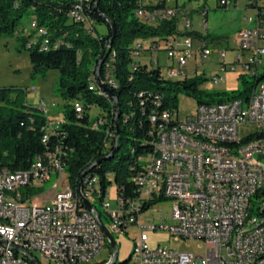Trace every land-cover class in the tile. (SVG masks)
<instances>
[{"label": "built area", "instance_id": "2783aa9c", "mask_svg": "<svg viewBox=\"0 0 264 264\" xmlns=\"http://www.w3.org/2000/svg\"><path fill=\"white\" fill-rule=\"evenodd\" d=\"M72 2L70 19L92 32L87 10L93 8V0ZM233 2L236 4L237 0H218L226 8ZM184 7L139 10L137 15L146 23H154L178 18ZM247 9L254 12L245 16L252 18V25L237 32V52L231 61L226 50L219 51V57L221 71L240 67L244 77L247 74L252 78L260 75L264 61V0H248ZM184 11L189 26L192 21ZM207 12L205 8V16ZM32 25L34 28L37 25L35 18ZM38 34L44 37L41 45L51 44L46 28H41ZM177 36L170 37L164 45L170 62L166 65L169 79L188 76L185 68L194 52L192 37L181 44ZM201 42L202 57L209 58L212 49L206 40ZM143 43L144 40H137L134 44L133 66L145 50ZM154 49L148 41V50ZM108 66L105 79L114 83L113 69ZM254 89H261V97L254 104L242 106L235 118H228V98H224L226 107L220 110L195 108L182 119L178 110L153 115V150L141 155L133 177V182L142 184L136 204H127V198L116 193L117 210L110 211L107 201H103L102 211L95 208L93 176L85 178L81 194L72 195V185L65 184L72 151L63 147L46 151L49 160L35 158L29 170H22V177L0 175V183L12 184L14 193H23V188L41 189L52 175L56 176L52 186H62L58 203L35 205V198L23 195L27 207H14L12 197L0 195V264H93L105 246L110 247L109 260L94 264H112L114 253L100 219L103 223L107 219L110 224L105 226L113 236L124 234L131 225L138 226L140 236L135 242L138 251L131 253L134 264H264V145H250V152H237V144L247 139L240 135L241 126H255V132L249 135L264 132V77ZM73 105L78 113L84 112L80 100L73 101ZM38 107L49 114L46 101L41 100ZM105 123L107 119L94 116L95 129ZM61 125L59 118L47 122L43 142H49ZM109 133L110 130V136ZM216 135L227 137L228 145H218ZM145 159H152V166H145ZM82 196L92 209L85 205ZM164 201L170 202L173 223L164 227L161 219L160 226L148 228H166L177 240L200 239L205 248L203 253L194 255L150 244V236L141 224L142 215L149 210L155 213V204Z\"/></svg>", "mask_w": 264, "mask_h": 264}, {"label": "trees", "instance_id": "16d2710c", "mask_svg": "<svg viewBox=\"0 0 264 264\" xmlns=\"http://www.w3.org/2000/svg\"><path fill=\"white\" fill-rule=\"evenodd\" d=\"M168 1L144 4L143 0H98L97 13L93 8L87 10L92 19L91 32L70 19L69 12L74 6L72 0H0V37L18 34L23 18L33 16L36 27L27 35L18 34V38L22 47L29 51L34 75H46L50 69L59 71V91L65 100L62 125L51 135L49 142L44 143L47 116L39 107L18 101L23 89L0 88V104H4L0 105V169L12 172L29 170L35 158L60 144L72 151L66 169L74 191H78L81 179L84 181L93 176L98 182L97 195L100 189L98 199L101 203L112 184L118 195L137 198L139 186L133 182V177L138 169V159L153 150L151 117L178 110L181 93L196 98L198 104L215 100L202 99V95L207 94L200 88L207 80L205 76L169 79L161 66L149 67L140 61L133 66L137 40H147L154 50L160 51L164 50L170 37L178 35L176 18L146 23L137 15L139 10H165ZM93 2L95 4L96 0ZM96 24H104L106 33H100ZM41 28L49 32L51 44L47 48H41V35L36 42L32 41ZM113 35L109 50L107 46ZM206 39L215 42L219 37L210 35ZM103 54L105 60L97 74ZM109 64L113 69L114 83L105 79ZM262 77L264 74L261 73L252 77L253 81L244 77V89L238 94H251ZM15 91L16 99L13 98ZM215 94L217 100H221L222 95L237 96L236 92ZM113 95L120 106L119 116ZM75 100L82 102V114L76 111ZM94 106L98 109L96 116L107 119L99 129L93 127L91 110ZM117 123L119 135L116 133ZM116 148L118 150L113 154ZM52 192L50 200L35 198V203H53L58 194L56 186H52Z\"/></svg>", "mask_w": 264, "mask_h": 264}, {"label": "rangeland", "instance_id": "374dc122", "mask_svg": "<svg viewBox=\"0 0 264 264\" xmlns=\"http://www.w3.org/2000/svg\"><path fill=\"white\" fill-rule=\"evenodd\" d=\"M145 3H155L156 0H144ZM179 7L185 5L178 15V41L183 44L190 37L193 40V55L188 60V65L185 68V72L188 74V78L205 76L207 80L200 86L201 90L207 94L202 95L204 101H212L211 103H200L192 96H188L184 93L179 95V117L185 118L195 108L203 104H216L220 101H226L224 98L233 99L231 95H222L221 100H217L216 92H227L231 94L236 92L235 98H240L244 102L247 100L245 94H238L240 90L244 89L243 85V71L238 67L235 71L228 69L227 71H221L220 54L219 51H227V59L232 60L233 56L237 52V32L246 27L252 25L250 19H245V16H252L253 10L247 9L248 0H237V3L233 2L228 8L219 6L218 0H207L206 2L198 0H178ZM169 6L175 7L176 0L168 3ZM208 9L207 15H204V9ZM192 21L191 25L186 24L185 11ZM33 16L25 17L21 21L18 34H28L33 27ZM96 28L102 34H105L107 28L104 24H96ZM18 34L1 36L0 37V88L4 87H16L24 90V93L20 97H17V91L14 92L13 98H18V101L27 104L31 107H38L41 100L46 101L49 109V116L51 118L63 117V109L65 100L63 99L59 91V71L57 69H50L46 75L33 74V66L30 60L29 51L23 48L18 38ZM210 35L218 36L219 39L215 42H210L207 37ZM40 38L39 34L33 37V42ZM201 39L208 41L210 48L212 49V56L209 58L202 57ZM44 40V38H43ZM42 40V41H43ZM143 50L141 56L137 62H145L149 67L161 66L163 74L168 76L166 65L169 64L167 52L164 50L150 51L148 50V41L144 40ZM153 59V60H152ZM156 61L159 64H156ZM155 63V64H154ZM172 63V62H171ZM261 74H264V61L261 67ZM216 78L214 79V77ZM245 77L250 81H253L249 75L245 74ZM177 79H185V76H180ZM25 90L27 91L25 93ZM254 91L261 92V89H255ZM55 103L53 106L52 103ZM4 105V104H0ZM14 106V105H9ZM98 112V109L94 106L91 110L93 117ZM254 125L241 126L240 135L242 138L248 137L249 134L255 132ZM56 180V176L52 175L49 181L43 184L41 189L23 188L22 195H29L32 198H36L42 201H48L52 197V185ZM60 191L62 186H57ZM101 197L100 189L99 194H94L95 206L99 210H103V202L99 201ZM103 201H107L110 204V211H115L118 208L116 187L114 184L109 188V194L105 196ZM155 213L152 210L145 212L142 215L141 224L145 226L144 232L150 236V244L152 246H166L173 247L180 251L191 252L194 255H199L204 252L203 241L197 238L177 240L175 236H172L166 228H158L156 230L148 227H153L155 224L161 225V219H163V226L167 227L173 223L170 214V202L164 201L155 204ZM162 209V210H161ZM106 226H109L107 219H104ZM140 236V230L138 226L131 225L127 228V232L124 234L114 233V238L118 247L117 264H122L130 259L131 253L135 249V242ZM39 253V252H36ZM40 254V253H39ZM110 258V247L105 246L104 249L93 259L92 263H101L107 261Z\"/></svg>", "mask_w": 264, "mask_h": 264}, {"label": "bare ground", "instance_id": "6f19581e", "mask_svg": "<svg viewBox=\"0 0 264 264\" xmlns=\"http://www.w3.org/2000/svg\"><path fill=\"white\" fill-rule=\"evenodd\" d=\"M246 19H250L252 24V18H246ZM42 44H44V40L42 41ZM47 46L48 45H41V48H47ZM259 97H261V92L253 91L251 94L247 96V100L245 102L240 98H233L230 100L228 99L227 100L228 118H235V114L238 113V110H241L242 106H245V104H254L256 101L259 100ZM224 107H226V101L223 100L216 104L199 105L197 109L207 108L213 110H220V108H224ZM41 111L45 114V110H41ZM45 115L48 118L47 121L52 122V118L49 116L50 114H45ZM216 143H218V145H228V138L225 137L224 135H216ZM254 144L264 145V132L259 133L258 135H249L247 139H243V143L237 144V152H250V145H254ZM56 147H62V145L59 144L56 145ZM36 160H49V152H45L44 154L40 155L39 157L36 158ZM140 162H141V157H139L138 159V163ZM145 166H152V159H145ZM0 175H6V176L15 175V177H22V171L12 172L9 170L0 169ZM93 183H94V194L97 195L98 182L96 177H93ZM65 184H70L68 174L65 175ZM138 186H139V195H141L142 184L138 183ZM61 194H62V188L60 191L58 190L57 197L53 203H58V196ZM0 195H3L5 197H12V204H14V207H27V200L23 198L22 193H14V187H12V184L0 183ZM72 195H79V190L74 191L72 188ZM127 204H136V198L127 199ZM35 205H44V204L35 203ZM133 251H138V244L135 245V249ZM115 264H117V262H115ZM122 264H134V255H131L130 259Z\"/></svg>", "mask_w": 264, "mask_h": 264}, {"label": "water", "instance_id": "95a60500", "mask_svg": "<svg viewBox=\"0 0 264 264\" xmlns=\"http://www.w3.org/2000/svg\"><path fill=\"white\" fill-rule=\"evenodd\" d=\"M97 2H98V0H96L95 4H94V6H93V11L96 12V13L98 12V10H97ZM114 32H115V31H114ZM114 37H115V35H113L111 41L109 42V44H108V46H107V49H109V50H110L111 47H112V43H113V39H114ZM105 52H106V51H105ZM104 60H105V55L103 54L102 57H101L100 60H99V63H98L97 74H99V71H100V69H101V66H102ZM98 79H99V78H98ZM101 85H102V84H101ZM102 86H103V85H102ZM107 90H108V89H107ZM108 91H109V90H108ZM113 98L116 100V97H115L114 95H113ZM116 104H117V116H119V114H120V106H119L117 100H116ZM116 133H117V135H119V133H120V129H119V125H118V123H117V126H116ZM117 150H118V148H116V149L114 150L113 154L116 153ZM85 175H86V172L83 174L82 178H83ZM82 181H83V180L81 179V182H80V184H79V188H78L80 194H81V192H82V183H83ZM82 197H83V200H84V202H85V205H86L89 209H92L93 207H92L91 203H90L87 199H85L84 196H82ZM100 225H101V227H102L104 233L106 234V237L108 238V240H109V244H110V246H111V248H112V251H113V253H114V258H113V262H112V264H114V263L117 261L118 254H119L118 247H117V242H116L114 236L112 235V233L107 229V227L105 226V224L103 223V221H102L101 219H100Z\"/></svg>", "mask_w": 264, "mask_h": 264}, {"label": "crops", "instance_id": "0c3cea01", "mask_svg": "<svg viewBox=\"0 0 264 264\" xmlns=\"http://www.w3.org/2000/svg\"><path fill=\"white\" fill-rule=\"evenodd\" d=\"M169 2H172V0H169L168 3H169ZM143 3H144V4H148V3H145L144 0H143ZM177 5H179L178 1H176V6H177ZM168 6H169V5H168ZM170 7H172V6H170ZM245 19H246V18H245Z\"/></svg>", "mask_w": 264, "mask_h": 264}]
</instances>
